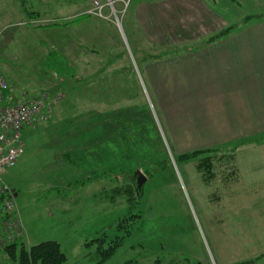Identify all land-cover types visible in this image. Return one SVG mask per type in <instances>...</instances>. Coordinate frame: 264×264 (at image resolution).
<instances>
[{"label":"rangeland","instance_id":"1","mask_svg":"<svg viewBox=\"0 0 264 264\" xmlns=\"http://www.w3.org/2000/svg\"><path fill=\"white\" fill-rule=\"evenodd\" d=\"M73 1L0 0V71L11 100L57 94L49 119L23 130V152L1 175L15 200V225L3 224L9 235L20 234L26 245L56 240L66 256L62 264H264V185L259 186L264 169L245 172L260 163L264 168V146L238 147L235 160L203 156L199 160L209 162L203 171L197 160L177 163L165 140L161 145L151 135L147 143L123 145L118 167L71 174L81 168L72 164V153L60 149L85 136L72 122L106 98L116 106L133 103L132 83L140 91L141 120L160 131L140 79L142 62L152 52L134 47L127 28L132 11L125 13L129 0ZM95 1L104 17L89 13ZM69 8L74 13H66ZM215 9L240 26L264 17V0H215ZM88 13L85 25H73L76 33L70 23L61 29ZM70 38L76 47H70ZM50 52L56 53L53 60L65 62L64 71L57 62L47 63ZM106 55L115 63L107 66ZM118 57L125 62L116 64ZM58 138L65 139L54 142ZM236 165L239 171L233 172ZM137 170L146 180L138 195L131 187L130 201L123 190L129 177L136 182ZM94 173L101 175L80 183ZM249 184L252 192L245 188ZM98 237L106 246L121 237L102 262L95 244L85 245Z\"/></svg>","mask_w":264,"mask_h":264},{"label":"crops","instance_id":"2","mask_svg":"<svg viewBox=\"0 0 264 264\" xmlns=\"http://www.w3.org/2000/svg\"><path fill=\"white\" fill-rule=\"evenodd\" d=\"M74 11L69 8L66 13ZM131 11L127 28L137 43L134 47L164 54L142 62L140 78L146 95L153 100L160 131L141 120L140 91L132 83L134 89L129 95L133 103L116 106L106 98L99 107L86 109L82 121L72 122L80 131L84 129L85 136L60 149L72 153V164L81 168L71 174L78 177L118 167L125 154L123 145L147 143L151 135L161 145L165 140L173 154L230 147L238 140L251 138L259 140L239 148L264 146L260 142L264 138V19L240 25L228 35L206 43L229 24L215 9V0H137ZM86 23L85 18L67 27L76 33L73 25ZM69 45L76 47L73 38ZM117 59L116 64L125 62L123 57ZM114 60L105 56L107 66ZM235 157L237 151L229 156L232 160ZM83 163L86 171L80 167ZM232 169L239 171L238 165ZM255 169L264 168L260 163L245 172ZM259 184L263 186L264 180ZM245 188L254 190L251 184Z\"/></svg>","mask_w":264,"mask_h":264},{"label":"trees","instance_id":"3","mask_svg":"<svg viewBox=\"0 0 264 264\" xmlns=\"http://www.w3.org/2000/svg\"><path fill=\"white\" fill-rule=\"evenodd\" d=\"M137 0H129L128 6L125 9V13L127 14L128 10H131L130 7H133V4ZM35 13V12H34ZM33 16L34 14H30ZM35 16V15H34ZM91 15L88 14H82L81 16L72 19L71 21L64 22L63 25H68L71 22H74L76 20L85 19L87 17H90ZM258 19H264V17H258ZM53 25H59L58 23H54ZM243 25V24H242ZM238 25L228 24L226 27L220 29L217 33H215L213 36H211L206 43H210L214 40L220 39L226 35H228L232 30H235ZM48 62L50 65L51 63L55 64L57 61L53 60L56 57V53L50 52L48 54ZM163 53L158 54H152L151 57H162ZM59 71H64L66 69L65 62L60 63L57 62ZM72 69V68H69ZM73 70V69H72ZM7 95L10 96V88L7 90ZM259 140V138H251V139H243L238 140L234 144H232L230 147L224 146L220 148L215 149H203V150H194L182 154H173V158L175 161L178 162H186L189 160H197L198 161V168L200 170H203V167H206L209 162H203L199 160L201 157H205V159H208L212 161L214 156L219 157H228L233 154V152L241 145L249 142V141H255ZM65 155V154H64ZM206 161V160H205ZM213 162V161H212ZM204 164V165H203ZM101 174L104 173V171L100 172ZM101 174H95L92 176H86V178L80 179L81 184H85L86 182H89L91 179H94L96 177H99ZM116 172H110L109 175L116 176ZM134 176L129 177L128 180H126V188H124L123 191H126L127 193V199H132L130 195V192H132V188L134 191H136V194L138 195L141 191V189H138L136 186V182H133ZM132 187V188H131ZM2 200V197H0V201ZM135 215V214H134ZM131 215V216H134ZM136 216V215H135ZM14 217L13 212L3 211L0 210V253L3 255V259L1 260L0 264H62L66 260V256L64 252L62 251L60 244L56 240H45L41 241L39 243L33 244V245H26L24 242L22 236L20 234H12L9 235V232L7 228L4 225H7L8 222H10ZM4 224V225H3ZM117 227H120V223H117ZM120 240L121 237H118ZM114 242V240H111V242L108 243V245H105L104 238L98 237L95 239H92L91 241L85 243V245H89L91 243H94L96 246V252L100 255V262L104 261L105 259H108V257L111 256L113 250L115 247L119 246L120 241ZM110 243H113V245H110ZM4 260V261H3Z\"/></svg>","mask_w":264,"mask_h":264},{"label":"built area","instance_id":"4","mask_svg":"<svg viewBox=\"0 0 264 264\" xmlns=\"http://www.w3.org/2000/svg\"><path fill=\"white\" fill-rule=\"evenodd\" d=\"M102 8L103 6L95 1L89 13L104 17ZM8 88V81L0 71V197H2L0 210L15 213L14 194L1 179V175L6 168L14 165L23 152V130L49 119L53 102L57 100V94L54 96V94L45 92L12 101L6 93ZM7 225L13 228L15 222L10 221Z\"/></svg>","mask_w":264,"mask_h":264},{"label":"water","instance_id":"5","mask_svg":"<svg viewBox=\"0 0 264 264\" xmlns=\"http://www.w3.org/2000/svg\"><path fill=\"white\" fill-rule=\"evenodd\" d=\"M135 174H136V186L138 189H141L142 184L146 180V176L140 170H137Z\"/></svg>","mask_w":264,"mask_h":264}]
</instances>
